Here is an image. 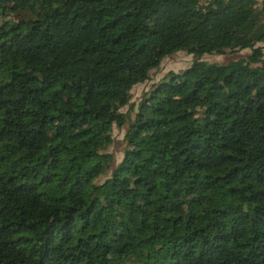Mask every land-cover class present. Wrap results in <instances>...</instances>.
<instances>
[{
    "label": "trees",
    "instance_id": "trees-1",
    "mask_svg": "<svg viewBox=\"0 0 264 264\" xmlns=\"http://www.w3.org/2000/svg\"><path fill=\"white\" fill-rule=\"evenodd\" d=\"M262 43L264 0H0V264H264Z\"/></svg>",
    "mask_w": 264,
    "mask_h": 264
},
{
    "label": "rangeland",
    "instance_id": "rangeland-1",
    "mask_svg": "<svg viewBox=\"0 0 264 264\" xmlns=\"http://www.w3.org/2000/svg\"><path fill=\"white\" fill-rule=\"evenodd\" d=\"M256 47H261L262 53L264 55V43L258 44ZM248 54L249 50H226L221 55H203L200 57V60L205 63H215L218 65H223L227 62L244 58ZM192 60L193 57L184 52H176L173 55L162 59L157 68L152 69L148 72L147 80L145 82H143L142 84H137L130 89L129 104L120 109V112L127 113L132 116V114L129 112L130 106H133L135 108L136 104L139 102L143 94L147 92L152 85L157 83L168 72H171L173 74L180 73L182 70L186 69L190 65ZM123 133L124 127H122L121 129H117L112 126L110 133L112 143L101 152L109 154L112 157V163L110 165L111 169L114 168V166L122 158V153L124 149V143L122 141ZM107 176L108 172L99 175L96 179H94V183L100 184ZM120 261L121 259L112 257L109 264H121ZM125 264L129 263L127 262Z\"/></svg>",
    "mask_w": 264,
    "mask_h": 264
},
{
    "label": "built area",
    "instance_id": "built-area-1",
    "mask_svg": "<svg viewBox=\"0 0 264 264\" xmlns=\"http://www.w3.org/2000/svg\"><path fill=\"white\" fill-rule=\"evenodd\" d=\"M254 1H256L257 3L259 2V0H254Z\"/></svg>",
    "mask_w": 264,
    "mask_h": 264
}]
</instances>
